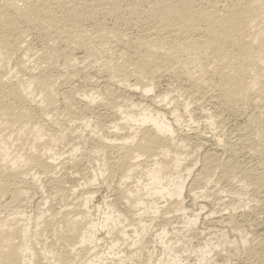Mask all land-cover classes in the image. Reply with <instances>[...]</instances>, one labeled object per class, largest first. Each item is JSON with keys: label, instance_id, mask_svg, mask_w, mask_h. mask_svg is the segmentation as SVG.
<instances>
[{"label": "bare ground", "instance_id": "1", "mask_svg": "<svg viewBox=\"0 0 264 264\" xmlns=\"http://www.w3.org/2000/svg\"><path fill=\"white\" fill-rule=\"evenodd\" d=\"M134 28L138 30L135 33L131 31ZM30 33H38L41 36L45 42V47L42 45L43 50L37 51L36 46L33 47L29 43L30 40L27 41ZM77 49L81 50L82 55H77ZM59 59L68 64V71L60 69ZM87 60L90 64L85 65ZM81 63H84V66ZM87 65L99 68H95L97 71H106L105 74L110 79L105 80L103 91L100 94L97 92V96L93 89L83 94L79 90L78 94V88L72 87L71 84L69 91L61 92L60 83H72L86 72ZM162 75H170L179 82L187 81L189 86L185 87L186 92L181 90L186 96L183 95V99H180L182 95H172L175 91L172 92L173 89H169V86L157 94L159 91L156 82ZM116 84L134 92L139 90L142 97L140 98L148 104L142 103L141 100L132 102L129 99L121 103L115 102L114 94L119 92L116 91ZM181 86H184V83ZM155 89L157 95H150ZM201 89L205 91L200 92ZM257 98H264V0H0V200L9 196L10 203H17L31 191L39 192L42 189L40 177L43 175L54 182L53 187L59 189V192L76 194L77 188H67V185L63 184L64 181L54 174V169L59 167L50 142L57 134L56 129L62 132L66 128L65 120L61 119L62 115L68 121L79 120L81 125L90 126L95 103H103L109 107L114 105V108L117 105L115 115L119 117L111 121L112 125L105 126L104 123L100 126L101 133L91 131L90 140H94L93 145L95 144L93 151H113L116 154L117 160L115 158L116 161L108 166L109 169L115 168L121 172L124 177L122 184H127L136 174L143 173L148 177L144 182L140 175L136 186L127 184L119 188L118 199L125 202L126 210L116 208L115 204H108L109 200L105 208L101 205L94 207L100 216L98 220L92 217L95 213L90 209V204L94 200L95 191L89 187H85L83 193L86 195L79 199L81 201L77 210L67 209L59 218L52 213L50 218L43 220L42 226L39 225L40 219L45 215L44 211L41 214L43 217L37 219L36 226L32 225L31 216L25 219L23 215L26 213L23 214L19 210L10 220L3 221L0 218V264H73V259H78L80 264H100V260L103 262V258L114 254V249L120 242L126 244L131 240V244L138 245L139 249L143 248L144 237L150 226L144 221V215L148 211L146 207L151 208L152 216L161 214L164 217L172 209L186 213L187 208L182 197L184 198L186 191L187 177L192 175L191 172L195 169L192 163L186 161L188 156L190 159L193 157L194 152L185 151L183 156L180 150V153H171V148L179 146L180 149H187L192 143L186 138L176 141V125L180 123L181 117L190 113V121L195 120L196 110H204L202 108L208 100H211L215 107H228L233 110L249 105ZM59 104L63 107L62 110ZM203 112L200 111L201 116ZM218 114L217 110L215 115L203 116L215 124ZM257 114L250 119L256 128L251 129L249 124L245 132L246 146L257 155L258 167L245 165V162L238 163L239 161L233 159L223 160L224 158H219V154L215 153L218 149L216 148L213 149L214 152L212 150L205 153L202 171L205 169L206 175L203 177L207 180L216 169L222 172V178L226 180H230L233 174L238 178L237 191L243 189L246 192L247 189L244 188L251 187L254 195L264 202V121ZM55 115L58 118L54 117ZM197 120L200 122L198 116ZM97 125L96 128L99 127ZM123 128L130 131L124 133ZM58 139L61 140L60 137ZM242 140L245 144V139ZM205 144L201 140L195 146L200 149ZM227 145L225 144V148ZM78 150L77 147L72 150V157ZM183 166L187 171L186 175L181 174L180 169ZM260 167L262 171H259ZM31 168L36 169L35 176L32 175L33 178L27 180L24 175L28 174ZM97 177L98 175H93L91 180L88 179V184H93ZM204 192L201 196H204ZM220 195L219 192L209 193L214 199L216 197L217 200H224ZM166 196L172 197L173 199H169L172 202L161 206L165 203L161 204L158 200L161 201ZM230 200L232 201L231 197ZM201 205L205 208L203 203ZM197 217L198 215L187 223L192 226L198 220ZM234 218L231 214L225 221L232 225L236 220ZM38 227L42 231L54 230L57 235V243L51 242V248L44 247L45 250L41 252L35 250L36 246L33 247L34 239L37 241L41 235ZM100 228H106L110 237L114 235V239L101 254L98 252V242L101 241L98 238ZM157 237L159 244L171 252L167 253V259L155 262L147 260L148 264H181L184 258L180 261V245L174 246L168 241L170 237L167 229L159 231ZM248 239L244 236L241 241L246 244ZM172 240L174 239L170 241L173 242ZM225 240L227 244L229 241L227 238ZM66 241L68 245L63 248L62 244H67L64 243ZM234 242L231 243L230 240L228 245H234ZM57 244L58 248L59 244L62 245L63 249L55 248ZM76 245H79L78 249ZM184 246L189 252L187 241ZM183 251L181 250L182 253ZM196 251H201V257L196 264H206L210 262L209 254L214 248L206 241L205 245ZM139 252H133L132 257L136 255L140 258ZM229 261L228 257H225L220 264H230Z\"/></svg>", "mask_w": 264, "mask_h": 264}, {"label": "rangeland", "instance_id": "2", "mask_svg": "<svg viewBox=\"0 0 264 264\" xmlns=\"http://www.w3.org/2000/svg\"><path fill=\"white\" fill-rule=\"evenodd\" d=\"M131 31H133V33H135L138 30L134 28ZM27 38H28L27 41L30 40L29 43H31L33 45V47L36 46L35 49L37 51H40L41 49L42 50L44 49L45 42H44V40H42L41 36H39L38 33H30V36H27ZM76 51H77V55H82L81 50L79 51V49H77ZM38 53H40V52H38ZM87 61L88 62L85 61V65L87 63L90 64V61L89 60H87ZM58 62H59L58 65L61 67L60 69H62V70L64 69L63 71H68V69H70L68 64L63 63L61 59H59ZM82 66H84V63L82 64ZM95 68H97V67H93V66L91 67V65H87V68L85 70L86 72L84 71L86 74L85 73L81 74L80 75L81 77L78 76L77 77L78 79L76 78L70 84H67V83L66 84H64V83L62 84V83H60L59 88H61L60 89V90H62L61 92L69 91L74 86V87L78 88V94H80V92L83 94L85 91H87V90L89 91V89L90 90L93 89L96 96H97V94H96L97 92L100 94L103 91L104 86L106 84L105 80L107 79L106 81H108V79H110V78L108 77V75L105 74L106 71L105 72L104 71L101 72V70L97 71L99 68H97V70ZM103 72H104V74H103ZM158 78H160V77H158ZM175 79L176 78L171 77L170 75L169 76H167V75L163 76L162 75L161 78L159 80H157L158 82H156L157 91H159V92L157 93V91L155 89V91H153V93L151 92L150 95H157L160 92L165 91L168 88L167 86H169V89H173L172 92L175 91V92L172 93V95H176L177 96V94H178L179 97H180V95H182V97H180V99L181 98L183 99V97L186 96V93H185L186 90L185 89L189 86V84L188 85L186 84V83H188L187 81H180L179 82L177 80L178 81L177 82ZM178 83H180V84H178ZM183 83H184V86H181V84H183ZM71 84H72V87H71ZM179 85L181 87L177 88V86L179 87ZM118 86H117V84L115 85L116 91H119V92H116L114 94L113 98L116 99L115 102L121 103L123 100L129 99L132 102H137V101L140 102V100H141L142 103L144 102V104H148L144 100L142 101V99H141L142 97L140 95L139 90L134 92L133 90L126 89V87H123V86H119V87H121L119 89ZM170 86H172V88ZM182 87H183V89H182ZM79 90H80V92H79ZM181 90H185V92L183 91V93H185V94H183ZM204 91H205V89L200 91V92H204ZM197 94L200 95L199 92ZM263 99L264 98H262V100H261V98H257L255 101L251 102V104L245 105L244 107L242 106L243 109H242V107L235 108V109H237L236 111H235L234 108L232 110V108H228V107L227 108L226 107H222V106H221L222 108H220L218 106L215 107V104L212 103L211 100H208L210 102L207 101V102L204 103L205 106H206V107L203 106L202 109H204V110H199V109L196 110V112H195V118L196 119L195 120H193V121L191 120L190 121V113H185L181 117L180 123L178 125H176L177 126L176 127L177 128V133H176L177 139H176V141H178V139L180 140L182 138H186V139L189 140V143L190 142H192V143H190V145H189L190 149L187 147V149L189 151L186 148L185 149H183V148L180 149V147L178 146L179 149H178V147L171 148V149H173V150H171V153L172 154L180 153V151H181L180 154H182L181 156H183V155L186 154L185 151H187V153L194 152V153H192V154H194V155H192L193 157H191V159L193 158L192 160L187 155L188 156L187 159L188 160L190 159V160L189 161L187 160L186 162L192 163L193 164L192 166L195 169L192 170V172H191L192 175L190 174V176L187 177L188 179L186 180V185H187L186 189H185L186 191H184V194H183L184 198L182 197V200H184L183 204L189 210L186 209V213H183L182 211L179 212V211H176V210L172 209V210H170V213L165 214L166 216H164L165 217L164 218L163 216H161V214H157L156 216L155 215L152 216L153 213H151V208L146 207L147 210H148L147 211L148 213L147 212L145 213L144 216L146 218H144L145 219L144 221H146L147 225H150V226H149L148 232L145 234V237H144V240H145L144 242L145 243L143 245V248L139 249L138 245H137L138 246L137 247L136 245L131 244L132 243L131 240L129 241L130 244H129V242H127L126 244L125 243L122 244V242H120L116 246L117 248L115 247V249H114L115 252H114V254H112L114 256H112V255L109 256L108 255L105 259L103 258V262L100 260V264L101 263H103V264H107V263L108 264H114V261H115V264H148L149 261H152V262L154 261L155 262V261H157L159 259H164V260L167 259L169 257V254H167V253H170L171 250L170 249H168V250L165 249V247H163L162 244L160 245L159 241H157V238H158L157 234H159V231L161 232L162 229H164V228L167 229L168 236L170 237V239H169V237H167L169 239V240L168 239L167 240L171 244H174V246L180 245V246H178V248L180 249L179 253H180V255L182 254V257H180V261L182 260V258H184L182 260L183 262L182 261L180 262L181 264H196L198 262V259L201 257V251H196V250H198L201 247H203L205 245L206 241H208V243L214 248V251H212L209 254L210 255V262H208L206 264H220L225 259V257H228V261L230 260L229 261L230 264H264V202L262 200H260L258 198V196L256 197L254 195V193H253L254 191H253V189L251 187H247V188L245 187L244 190L247 189L246 192L243 191V189L240 190V191H237L238 189H237L236 186L238 185V183L236 181L238 180V178L235 175L231 174V178L233 180L231 178H230V180H226V179L222 178V172L220 170L217 171V169H216V171H214L213 174L211 175L212 177H210V179L207 180V179L204 178L205 177L204 175H206V173H204L205 169H204V171H202L203 168H204V162L203 161H204L205 153L207 151L211 152L213 149L215 150L216 148H218V149L215 150V153L217 155L219 154V158H221V159L224 158L223 160L229 161L230 159L231 160L233 159V160H236V162L239 161L238 163H242L243 162V164H244V162H245L246 163L245 165H248V166L253 165V167L254 166L258 167L257 163L259 162V160H258L257 155H255L254 152L251 151L250 149H248L247 146H246L247 133L245 131L248 130L249 124H250L251 129L254 130L256 128V126L254 124H251V120H250L252 116H255V114L258 113L257 115L261 116L263 118V121H264V106H263L264 105V100ZM254 102H255V104H254ZM59 106H61V105L59 104ZM116 106L114 108V105H111L109 107L108 105H105L103 103H95L94 107H93V114L94 115L92 114L93 116L91 118L93 120V121L91 120L93 123L91 122L90 126H85L84 124L81 125L79 120L76 121V122L68 121L62 115L61 117H63V118H61V119L65 120L64 122L66 124V128L67 129L66 128L63 129L62 132H61V130L56 129L55 131H56L57 134L54 131V135L55 134L56 135L53 137L54 139L51 140L52 143L50 142V145L53 148L52 152L55 154V156L57 158V161H56L57 162V167H59V168L56 167L57 169H54V172H55L54 174L62 182L64 181L63 184L65 186L67 185V188H77L78 191L76 192V194L75 193L72 194V193H68V192H61V191L59 192L58 191L59 189H55L53 187L54 182L52 180H49L48 178H46L43 175V176L40 177V179H41L40 182L42 183V189L39 192L31 191L23 200H21V202L20 201L17 202L18 204L17 203H10L11 199H10L9 196L4 197L2 200H0V214H1L0 218L3 221L4 220H6V221L10 220L11 218H13V216L17 215L16 213L19 210L20 212L22 211L23 214H24V212L26 213V214L23 215L25 219H26V217H30L31 216V218H33L32 221H31L32 225L36 226L37 224H35V223L37 222V219L39 217H43L41 214H42V211H44L45 215H44L43 219H40V225H39V226H42L44 224L43 220L45 218H50L49 216L52 213H55L56 217L59 218L60 216H62V213L65 212L67 209L77 210L78 207L80 206V201H81L79 199H82L86 195L83 192H84V190L87 187H89L92 191H95V194H94V197H93L94 200L90 204V206H91L90 209L92 208L91 210H92L93 214L95 213L94 215H92V217L93 218L96 217L95 218L96 220H98L100 216L98 215V213H96L97 211H96V208H94V207H96L97 205H101V207L105 208L106 207V203H107L108 200H109L108 204L112 203V204H115L117 206V207L115 206L116 208H118V209L120 208L122 210H126L125 202L123 203V201L121 199L120 200L118 199L120 197L119 196V192H118L119 188L120 187H124V185H127V184H129V186L131 185V187L136 186L137 185L136 182L138 180V177H140V175L142 177V179H141L142 181H144L145 179H146L145 181H147L148 177L145 176L143 173L136 174V176L137 175H139V176L136 177L134 175L130 180H128L127 184L125 182H124V184H122L123 181H124V177L122 176L121 172L119 170L115 169V168L114 169L113 168L109 169V166H111V163H114V161L117 160L116 154L113 151L108 152V153H106V152L105 153H103V152H99V153L96 152L95 153V151H93V148H95L94 147L95 144L93 145L94 140L93 141L90 140L91 137H92L91 136V131L92 130H94V132L99 134L100 126H102L104 123H105L104 124L105 126H106V124L107 125H112L111 121H113V120H115V118L117 119L119 117V116L116 117V115H115ZM170 106H172V105H170ZM60 109L62 110L63 107L61 106ZM217 110H218L219 114L216 116L217 117L216 118L217 122H215V124L212 123V122H209L207 117L203 116L204 114L205 115H208V114L209 115H211V114L215 115V114H217ZM219 110H220V112H219ZM200 111L201 112L206 111L207 113L208 112L209 113L207 114L206 112H203V114L201 116ZM197 116H198V119L200 118V122H199V120H197ZM54 117H56V118L59 117L60 118L59 114H58V117L56 115ZM201 120H202V122H201ZM247 120H250V121H247ZM198 122H199V124H198ZM77 124H78V127H77ZM96 125L99 126V127L96 128ZM252 126H253V128H252ZM125 129L123 128V132L124 133L128 132V130L130 131V129H126L127 131H125ZM64 131H66V132L64 133ZM120 131L122 132V130H120ZM219 131H220V133H219ZM198 133H199V135H200V137L202 139L199 137ZM57 137L58 138L60 137L61 140L58 139ZM203 137H205V138H203ZM241 137L243 139H245V144H244V140H242ZM204 139H206V140H204ZM218 139H219V141H221L220 142L221 144L219 143ZM201 140H203L204 143H206V144L204 145L203 148L197 149V147L195 145ZM241 140H242V142H241ZM228 142H230V143H228ZM224 143L226 145L228 144L226 148H225V144ZM192 144H194V145L192 146ZM221 145H223V146H221ZM75 146L77 148H79V150L73 156L76 159L73 158L72 154H71L72 150L74 148H76ZM193 147L194 148L196 147L195 150H194ZM229 148H231V149H229ZM234 148H236V149L234 150ZM245 148H246V150H245ZM238 149H239V151H238ZM12 150L14 151V148H12ZM174 150L177 151V152H175ZM214 150H213V152H214ZM247 150H249L250 152L247 151ZM90 151H91V153H93L92 155H91ZM57 153H58V155H57ZM97 153H98L99 156L97 155ZM248 153H250V154H248ZM93 155H95V156H93ZM235 155L236 156L239 155V156H237L238 158ZM115 158H116V160H115ZM71 160H73V161H71ZM94 160H95V162H94ZM101 167H103V168H101ZM183 167H181V169H180L181 174L186 175L187 171L185 170V167L184 168ZM261 169L262 168L260 167L259 171L263 170V169L262 170ZM35 172H36V169L35 168H31V170L28 172V174H26L24 176H25V178L27 180L32 179L33 176H35V174H34ZM100 174H101V176H100ZM86 175H87V177H86ZM93 175H98V177H97V180L92 182L93 184L90 185V184H88V181H89L88 179L93 178ZM144 177H147V178H144ZM235 177L237 179H235ZM193 179H195V180H193ZM133 181H135V182H133ZM227 181H230L231 183L227 182ZM191 182H192V184H191ZM135 183H136V185H135ZM234 183L236 185H234ZM189 186L191 188H189ZM218 186H219V188H217ZM230 186H233V187L231 188ZM51 189H53V190H51ZM206 189L207 190L209 189V190L207 191ZM248 189H250V190H248ZM217 190L219 192V195H220V193H222V195H220V196H221V198L223 197L222 199H224V200L220 201V199L217 200L216 197L214 199L213 198L214 196H209V193H211V194L214 193V192L218 193ZM228 190H230L231 192L228 191ZM235 191H237L238 193L235 192ZM145 192L146 191H144V193ZM190 192H192V193H190ZM202 192L205 193V194L203 193L204 196H201ZM243 192H245V193H243ZM195 193L196 194L199 193V195H196ZM206 193H207V195H206ZM236 193L238 195H240V194L241 195L238 196V197L236 196V198H235L234 196L237 195ZM225 194H226V196H225ZM80 195H81V197H80ZM231 195H233V196H231ZM145 196L146 195H144V197ZM193 197H195L196 201L195 200L193 201V199H194ZM230 197L232 198V201H234L233 203L230 200ZM165 198H162L161 201H160V199L158 200L159 202H161V204L165 203V204H162L161 206L168 205V204H170V202H172V200L171 201L169 200L172 197L166 196ZM237 198H239V199H237ZM241 198H242V200H241ZM167 199H168L169 203H167ZM235 199H236V202H235ZM71 201H72V204H71ZM196 202H198L199 204L198 203L196 204ZM261 202H263V203L261 204ZM202 203H203V206H205V208L202 207V205H201ZM252 203H254V204H252ZM193 204H196V205H193ZM226 204H227V206H226ZM200 205H201V208H200ZM42 209H44V210H42ZM2 211H3V213H2ZM149 212H150V214H149ZM14 214H16V215H14ZM96 214L98 215V218H97ZM207 214H208V216H207ZM231 214H232V216L235 217L234 219H236L234 221L235 224L233 222V223H231L232 225L228 224L225 221L226 218L227 217L229 218V216ZM197 215H198L199 218L197 217L198 220L196 221V223H194L192 226L189 223H187L189 220L195 219ZM147 218H149V220ZM35 226H34V228H35ZM162 227H164V228H162ZM105 229L106 228H104V229L100 228V231L98 232V238H99V240H101V241L98 242V246L100 247V249H99L100 251H98V252H100V254L103 253L106 250V248H107L106 246H108V244L114 239V235H112L113 237L112 236L110 237L106 233ZM129 229H130V227H129ZM38 230H39V232H41L40 233L41 235L38 238L39 240L37 239V241H36V239H34L33 247L36 246L35 247L36 249L35 248L34 249L35 250L38 249L37 251L41 252L42 250H45L48 247L51 248L52 244L56 241L57 235H56L54 230L53 231L50 230V229L47 230V231L43 230L44 231L43 232L40 227H38ZM131 230L132 229H130V231ZM177 230H178V232H176ZM52 232H54V233H52ZM176 234H177V237H176ZM220 235H222L221 238H220ZM223 235H224V237H223ZM243 235L245 237L249 238L248 242L246 244H243V242L241 241L242 237H244ZM225 236L228 239L227 241L230 242V240H231V243L235 241L234 245L233 244H231V246L228 245L229 242L227 244H225L226 243V242H224V241H226L225 240L226 239ZM172 238L174 239V240H172L174 243L170 241ZM220 239H221V241H220ZM73 240H75V239H73ZM185 240L187 241V243L189 245L188 246L190 248L189 252L187 251V248L184 246L185 243H186ZM36 242H38L37 243L38 245L36 244ZM51 242H52V244H51ZM156 242H158V243H156ZM55 243H57V242H55ZM64 243H67V244H62L63 248H64V246L66 247L68 245L67 241L64 242ZM73 243H76V242H73ZM156 244H158V245H156ZM62 245L60 246V244H59V248H58V244H57L55 246V248L57 247V249L61 250V249H63ZM44 247H45V249H44ZM75 247H77L76 249H78L79 245L78 246L76 245ZM183 248H185V249H183ZM195 248H197V249H195ZM191 249H193V250H191ZM236 249H237V251H236ZM136 250L140 251L139 252V253H141V257L140 258H139V256H136V255L134 257H132L131 254L133 252H135ZM181 250H184L183 251L184 254L181 252ZM121 251H123V252H121ZM185 251H186V253H185ZM194 252H196V253H194ZM148 253L151 254L152 256L149 255ZM167 255H168V257H167ZM119 256H121V257H119ZM150 257H152L151 258L152 260H150ZM147 260H149V261H147ZM56 261L58 262V260H56ZM77 261H78V259H77ZM77 261H76V259H73L72 262H73V264H77L79 262V261L78 262ZM57 264H63V263L58 262ZM78 264H80V263H78ZM165 264H167V263H165Z\"/></svg>", "mask_w": 264, "mask_h": 264}]
</instances>
